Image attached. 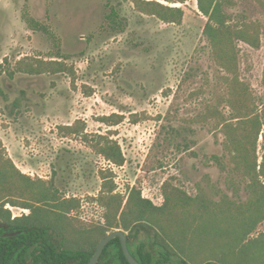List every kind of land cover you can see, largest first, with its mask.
Instances as JSON below:
<instances>
[{"label": "rangeland", "instance_id": "374dc122", "mask_svg": "<svg viewBox=\"0 0 264 264\" xmlns=\"http://www.w3.org/2000/svg\"><path fill=\"white\" fill-rule=\"evenodd\" d=\"M155 1L181 7L182 23L147 15L131 0H0V136L6 154L23 173L53 179L64 197L79 198L81 208L71 215L87 223L104 222L103 209L92 199L99 194L102 169L113 173L118 192L127 195L137 188L157 206L164 203L165 182L193 196L201 185L219 200L217 191L234 196L230 186L235 181L241 199L247 196L244 178L232 173L221 126L214 118L202 117L208 105L219 106L226 116L231 113L224 73L204 35L208 18L197 0ZM226 10L232 22L261 24L260 47L240 42L238 56L252 108L264 119V0H232ZM109 14H114L115 24ZM27 17L52 36L32 30ZM25 57L67 58L76 75L10 76ZM111 114L123 115V121L114 126L101 121ZM78 120L88 141L60 129ZM97 134L120 144L123 166L93 149ZM263 144L260 134L259 163ZM5 208L12 219L30 212L10 203ZM260 232L264 222L251 236ZM139 238L145 240L146 234L141 232Z\"/></svg>", "mask_w": 264, "mask_h": 264}, {"label": "trees", "instance_id": "16d2710c", "mask_svg": "<svg viewBox=\"0 0 264 264\" xmlns=\"http://www.w3.org/2000/svg\"><path fill=\"white\" fill-rule=\"evenodd\" d=\"M131 1L139 11L166 23L183 21L184 10L179 6L155 0ZM197 4L208 18L204 35L213 61L224 73L222 81L228 89L225 101L231 109L230 116H226L219 106L208 105L202 117L214 118L221 126L232 173L244 178L246 198L241 199L235 181L230 186L234 196L217 191L219 200L201 185L193 196L165 182L164 203L157 206L142 197L137 188L127 195L118 192L113 173L102 169L101 188L92 199L103 209L104 222L87 223L71 215L81 208V200L64 197L53 179L23 173L6 154L0 136V264H88L101 239L117 229L128 232L129 249L141 264H264V232L251 236L264 222V153L260 163L257 155L260 134L264 138V119L252 108V94L241 79L238 56L240 42L260 47L261 24L245 19L232 22L226 10L232 0H197ZM109 19L116 23L114 14H109ZM26 21L32 30H43L52 36L35 19L27 17ZM66 61L67 58L25 57L16 62L9 74L67 73L74 78V67ZM123 118L111 114L101 121L114 126ZM80 123L78 120L60 129L65 135L81 134L88 141L85 125ZM92 147L116 166H123L126 161L120 144L108 135H95ZM214 158L221 170L227 171L220 157ZM7 203L31 212L12 219L10 210L5 208ZM141 232L146 234L145 240L139 238ZM97 264H130L120 238L109 242Z\"/></svg>", "mask_w": 264, "mask_h": 264}, {"label": "water", "instance_id": "95a60500", "mask_svg": "<svg viewBox=\"0 0 264 264\" xmlns=\"http://www.w3.org/2000/svg\"><path fill=\"white\" fill-rule=\"evenodd\" d=\"M117 237L120 238L123 253L126 259L129 261V263L130 264H141L131 253L129 246H128V233L122 229H117L113 232H110L107 234L106 237L101 239V241L97 245V249L94 255L91 257L88 264H97L106 246L109 244L110 241H112L113 239Z\"/></svg>", "mask_w": 264, "mask_h": 264}, {"label": "flooded vegetation", "instance_id": "af4514ba", "mask_svg": "<svg viewBox=\"0 0 264 264\" xmlns=\"http://www.w3.org/2000/svg\"><path fill=\"white\" fill-rule=\"evenodd\" d=\"M28 210H29V209H28ZM29 211H30V210H29ZM30 212H31V211H30ZM30 212H29V213H30ZM22 215H24V214H22ZM22 215H21V216H22ZM15 217H16V216H15ZM15 217H14V218H15Z\"/></svg>", "mask_w": 264, "mask_h": 264}]
</instances>
